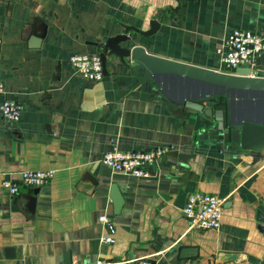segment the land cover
I'll use <instances>...</instances> for the list:
<instances>
[{
    "label": "crops",
    "instance_id": "1",
    "mask_svg": "<svg viewBox=\"0 0 264 264\" xmlns=\"http://www.w3.org/2000/svg\"><path fill=\"white\" fill-rule=\"evenodd\" d=\"M159 12L157 34H134L123 46L226 72L218 50L233 30L264 36V0H0V105L10 99L23 109L17 123L0 112V182L56 172L33 210L27 196L37 188L12 197L0 187V264H264V150L223 144L209 118L172 103L114 56L100 81L70 64L75 54L101 55L125 27L149 30ZM256 68L264 71V58ZM159 147L166 155L146 178L102 161L115 149ZM113 184L125 190L119 214ZM198 194L223 200L219 230L195 229L184 216ZM102 215L116 225L113 246L101 242Z\"/></svg>",
    "mask_w": 264,
    "mask_h": 264
},
{
    "label": "water",
    "instance_id": "2",
    "mask_svg": "<svg viewBox=\"0 0 264 264\" xmlns=\"http://www.w3.org/2000/svg\"><path fill=\"white\" fill-rule=\"evenodd\" d=\"M64 9L68 11L67 7ZM161 13L150 21L149 30L125 27L123 34L108 38L103 43L100 57L104 75H108L109 57L114 56L125 67H134L137 73L142 71L143 82L155 84L172 103L184 106L188 113L203 114L209 118L223 132V144L231 143L245 151H263V70L247 67L228 74L152 55L142 46H123L132 43L134 34L146 38L157 34L161 28ZM43 37L33 36L32 48H40ZM124 191L118 184L111 186V199L117 214L125 203ZM38 192L39 188L34 195L27 196L32 210ZM258 221V229L264 234V217L259 215Z\"/></svg>",
    "mask_w": 264,
    "mask_h": 264
},
{
    "label": "built area",
    "instance_id": "3",
    "mask_svg": "<svg viewBox=\"0 0 264 264\" xmlns=\"http://www.w3.org/2000/svg\"><path fill=\"white\" fill-rule=\"evenodd\" d=\"M226 72L234 73L239 68H256L258 60L264 58V36L247 30L236 29L228 36L224 48L218 50ZM70 64L75 72L85 79L100 81L104 78V68L100 55L89 56L75 54L70 57ZM254 72V71H253ZM5 83L0 80V95L6 93ZM2 117L12 123L20 121L23 113L21 104L5 99L0 105ZM166 155V149L159 147L149 151L123 152L117 149L108 152L103 158V164L114 173L146 178L150 176L151 168L156 166ZM54 170L24 171L20 181L4 179L0 187L12 197L21 194L23 187L43 188L55 178ZM224 202L221 198L211 194H198L189 198L183 214L195 229L219 230L222 225ZM99 222L106 231L101 242L107 246L116 243V225L106 215L99 218ZM98 264H106L99 262ZM123 264H158L151 258L132 260Z\"/></svg>",
    "mask_w": 264,
    "mask_h": 264
},
{
    "label": "rangeland",
    "instance_id": "4",
    "mask_svg": "<svg viewBox=\"0 0 264 264\" xmlns=\"http://www.w3.org/2000/svg\"><path fill=\"white\" fill-rule=\"evenodd\" d=\"M211 106V105H210Z\"/></svg>",
    "mask_w": 264,
    "mask_h": 264
},
{
    "label": "trees",
    "instance_id": "5",
    "mask_svg": "<svg viewBox=\"0 0 264 264\" xmlns=\"http://www.w3.org/2000/svg\"><path fill=\"white\" fill-rule=\"evenodd\" d=\"M222 100V99H221Z\"/></svg>",
    "mask_w": 264,
    "mask_h": 264
}]
</instances>
